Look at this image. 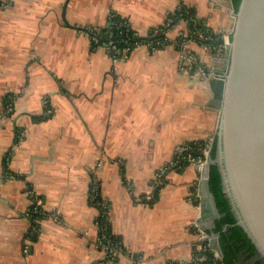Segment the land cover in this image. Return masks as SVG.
I'll list each match as a JSON object with an SVG mask.
<instances>
[{
  "label": "crops",
  "instance_id": "0c3cea01",
  "mask_svg": "<svg viewBox=\"0 0 264 264\" xmlns=\"http://www.w3.org/2000/svg\"><path fill=\"white\" fill-rule=\"evenodd\" d=\"M184 8L203 33L189 50L224 73L228 0H0V264H187L200 251V173L178 150L216 135L220 111L183 50L149 37ZM114 16L143 39L117 60L92 38ZM39 200L51 215L34 220Z\"/></svg>",
  "mask_w": 264,
  "mask_h": 264
},
{
  "label": "water",
  "instance_id": "95a60500",
  "mask_svg": "<svg viewBox=\"0 0 264 264\" xmlns=\"http://www.w3.org/2000/svg\"><path fill=\"white\" fill-rule=\"evenodd\" d=\"M234 28L226 47L224 73L210 75L212 103L219 109L217 154L210 152L200 186L203 229L223 256L219 234L213 232L222 216L211 190V166L217 164L231 209L264 262V0H233ZM65 18V10H64Z\"/></svg>",
  "mask_w": 264,
  "mask_h": 264
},
{
  "label": "built area",
  "instance_id": "2783aa9c",
  "mask_svg": "<svg viewBox=\"0 0 264 264\" xmlns=\"http://www.w3.org/2000/svg\"><path fill=\"white\" fill-rule=\"evenodd\" d=\"M192 19V18H191ZM114 24H116V20L114 17H112L109 26L107 28L106 33L103 35H99L98 33H93V40L97 44H103L106 46V48L109 50L110 53H112V56L114 60L119 59L120 57H127L129 51L133 48V46L138 45L143 40L139 33L132 28V25L129 21L123 20L119 23L121 25L123 31L121 34L116 35L114 32ZM170 24V23H169ZM165 24L163 27L155 28L151 34H149L151 44L154 48H160L164 46L166 43H173L178 46H181L183 52H184V58L188 62V67L192 69L196 74L200 75L204 80H207V78L212 74H217L218 72H215L209 68H207L197 57L196 54L193 52L187 53L188 46L197 40V34H199V30L192 29V34L188 35V32L180 31L177 34V37H172L169 35V30L171 29V25ZM125 34V35H124ZM203 36V35H202ZM198 36V37H202ZM104 37L105 39H102ZM182 38V39H181ZM135 39V41H134ZM124 45V47H121V45ZM230 44V37L227 36V38L224 39V43L221 44V48H226L227 45ZM5 113L13 112V103L9 102L5 107ZM5 114L3 112H0V120ZM213 140L214 136L208 139V142L201 147V154H194L191 150V145H187L184 147H180V151L178 150V153L181 154L183 151L186 152V155L188 156V159L196 164L199 173H200V179H202V171L204 166L208 163V158L210 155V152L213 147ZM182 148V149H181ZM161 179H158L157 182H160ZM93 184L92 189L90 192V197L93 202H95L100 208H101V214L99 217V222L101 225V243L104 245L108 252L112 256H116V254L121 253L124 250L123 242L120 240H117L113 237V234H110L108 232L109 229V221L107 220V212H106V202L102 201V199L99 198V190H100V181L97 176V174L93 175ZM31 193V191H30ZM32 194V193H31ZM196 198L200 197V194L198 191H196L195 194ZM27 215L34 220H39L40 218H44L47 216H50L51 214L47 212L44 208L41 207L40 200L36 202L27 212ZM196 227L198 229L199 233V241L200 245L197 247V250H203V251H213L215 257L217 259H221L222 256L218 253L216 249H213L210 240L212 238V234L210 232H207L205 229L200 227L198 223H195ZM187 264H206L205 262H202L200 258L198 257L197 253L194 254V257L192 258L191 262Z\"/></svg>",
  "mask_w": 264,
  "mask_h": 264
},
{
  "label": "trees",
  "instance_id": "16d2710c",
  "mask_svg": "<svg viewBox=\"0 0 264 264\" xmlns=\"http://www.w3.org/2000/svg\"><path fill=\"white\" fill-rule=\"evenodd\" d=\"M233 2L235 9L238 10L241 0H233ZM183 10L185 13L182 14V16L180 15L176 17L173 25H171V28L178 23L179 19H187L189 21V26H192L193 21H195V18H192V12L188 10V13L186 8ZM189 17L192 19H188ZM114 18H116V24H114L113 30L116 35H119L123 31L119 23L125 19L120 16H114ZM196 38H198L197 41L200 42V38ZM102 39L105 38L102 37ZM121 47H124V45L122 44ZM207 142L208 138L192 142L190 144V151L197 155L201 154V147H203ZM211 153L213 157H216L217 135H214ZM210 184L211 190L216 198L217 206L222 214V216L216 221V227L213 229V232L219 234V241L223 251V256L221 259H217L212 251L200 250L197 251V255L200 260L206 264H238L240 256L244 255L246 261L252 260L251 264H264L262 259H254L258 250L244 228L237 224V218L235 217V214L231 209V205L223 191L222 176L217 164H212L211 166ZM108 232L111 234L109 229ZM198 245H200V243Z\"/></svg>",
  "mask_w": 264,
  "mask_h": 264
},
{
  "label": "rangeland",
  "instance_id": "374dc122",
  "mask_svg": "<svg viewBox=\"0 0 264 264\" xmlns=\"http://www.w3.org/2000/svg\"><path fill=\"white\" fill-rule=\"evenodd\" d=\"M184 14L185 12H184V10H182L181 12H180V14ZM176 16L177 15H174V17H169V19L166 21V23L165 24H169V26L170 25H173V22H174V19L173 18H175L176 19ZM191 16V15H190ZM192 17V16H191ZM191 17H189L188 19H191ZM193 18V17H192ZM187 20V19H186ZM186 20H183L184 21V23H185V25H186V31L185 30H182V31H185V32H188V34H187V37H188V35H191L192 34V29H194V30H199V34H197L198 36H202L203 35V33L201 32V24H200V21L198 20V19H195V21H193V24H192V26H189V23H188V20L186 21ZM173 27V26H172ZM153 32V31H152ZM151 32V33H152ZM197 36V37H198ZM200 38V37H199ZM207 38H211V36H208ZM182 39V38H181ZM198 39V38H197ZM197 41V40H196ZM198 42V41H197ZM150 43H151V41H150ZM223 43V42H222ZM168 44H173L172 42L171 43H166L164 46H166V45H168ZM211 44V43H210ZM206 45H209V43H207ZM217 45V44H216ZM164 46H162V47H164ZM178 46V45H177ZM180 48H181V46H179ZM218 47L219 48H221V45L219 44L218 45ZM152 48L153 49H157V48H154L153 46H152ZM182 49V48H181ZM190 52V50H189V48H187V53H189ZM200 60V59H199ZM182 149V148H181ZM179 151H180V149H179ZM214 249V248H213ZM213 252V251H212ZM247 263H249V262H247Z\"/></svg>",
  "mask_w": 264,
  "mask_h": 264
},
{
  "label": "flooded vegetation",
  "instance_id": "af4514ba",
  "mask_svg": "<svg viewBox=\"0 0 264 264\" xmlns=\"http://www.w3.org/2000/svg\"><path fill=\"white\" fill-rule=\"evenodd\" d=\"M254 259H260L259 256H258V253L254 257ZM247 262H249V263H247ZM251 262H252V260L246 261L244 255H241L239 260H238V264H251Z\"/></svg>",
  "mask_w": 264,
  "mask_h": 264
}]
</instances>
